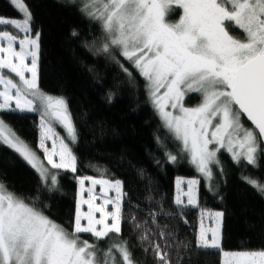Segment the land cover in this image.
I'll return each instance as SVG.
<instances>
[{
	"label": "trees",
	"instance_id": "1",
	"mask_svg": "<svg viewBox=\"0 0 264 264\" xmlns=\"http://www.w3.org/2000/svg\"><path fill=\"white\" fill-rule=\"evenodd\" d=\"M22 1L31 15L30 30L38 35V88L62 96L70 111L76 171L54 170L50 182L0 137V187L87 242L99 261L115 247L124 249L133 264H222L223 253H264V146L259 139L254 165L235 162L220 151L218 168L207 184L161 122L146 80L116 49H103L109 36L100 22L77 1ZM0 18L19 19L20 14L8 0H0ZM0 29L21 36L7 24ZM197 101L191 96L186 104ZM0 120L35 152L37 114L0 111ZM79 177L121 183L117 231L103 238L74 232ZM179 177L197 180L196 206L175 202ZM245 178L257 180L263 189ZM202 211L221 213L219 249L198 244Z\"/></svg>",
	"mask_w": 264,
	"mask_h": 264
},
{
	"label": "rangeland",
	"instance_id": "2",
	"mask_svg": "<svg viewBox=\"0 0 264 264\" xmlns=\"http://www.w3.org/2000/svg\"><path fill=\"white\" fill-rule=\"evenodd\" d=\"M73 1L80 3L89 17L100 22L107 32L109 39L103 49H116L127 65L146 80L161 122L207 184L213 170L218 168L220 151L228 153L235 162L255 164L258 138L252 128L242 123L241 115L231 102L230 84L227 85L225 77L226 69L238 63L230 54L241 46L226 41L219 25L221 18H218L222 11L215 9V0H160L156 5L151 0ZM8 2L19 12L20 18L7 20L16 26L21 36L2 35L4 31L0 29V111L37 114L39 139L33 152L1 120L0 137L42 178L54 182V170L76 171L71 153L76 140L72 118L62 96L49 95L38 88V35L30 30V12L22 0ZM223 4L229 5L226 0L220 2L221 7ZM170 5L183 8L182 22L178 25L183 44L194 45V42L199 43L200 37L205 38L206 45L202 44L201 49L200 44L196 45L194 54L211 62L204 64L215 67L179 64L171 58V53L162 51L159 27L167 21L166 10ZM258 14L260 8L255 16ZM251 21L252 18L248 23ZM5 24L1 22L0 26ZM259 30L260 27L253 29L248 43L243 45L248 47L247 57L260 50V38L256 35ZM191 96H196L198 101L187 105ZM78 180L74 232L103 238L117 231L123 199L121 183H108L94 177ZM245 181L258 190L263 189L257 180L245 178ZM197 187L196 179L176 178L175 202L196 206ZM197 234L200 247L219 249L221 213L200 212ZM0 264L133 263L121 247L96 260L87 242L68 235L0 187ZM222 264H264V253H223Z\"/></svg>",
	"mask_w": 264,
	"mask_h": 264
},
{
	"label": "flooded vegetation",
	"instance_id": "3",
	"mask_svg": "<svg viewBox=\"0 0 264 264\" xmlns=\"http://www.w3.org/2000/svg\"><path fill=\"white\" fill-rule=\"evenodd\" d=\"M159 1L160 0H151V3L156 5ZM220 2L222 3V0H215L214 5L216 6L215 9L222 11L221 14H218V18H221L219 25L227 37L226 41L230 44L241 46L240 50L236 49L230 54L235 57V60H237L238 63L235 64L233 68L226 69L225 71L227 85L228 83L231 85L234 79V72L238 67L244 65L258 54H264V0H226L229 5L223 4V7L220 6ZM259 8L260 14L256 17L255 14L258 12ZM166 11L167 21L159 27L160 38L162 40V51L171 53V58L179 64H200L203 66H211V68L215 67L214 65L204 64V62H211L194 54V49H196L199 44V49H201L202 44L207 41L205 38L200 37L201 40H198L199 43L194 42V45L183 44L181 41V27L178 25L180 21L182 22L183 8L179 5H170L167 6ZM226 14L228 16H226ZM250 18H252V21L251 23H248ZM259 27L260 30L257 31L256 35L260 38V50H258L254 55L247 57L248 47L243 45L248 43L250 32H252L253 29H258ZM166 28L171 29L172 32H168Z\"/></svg>",
	"mask_w": 264,
	"mask_h": 264
},
{
	"label": "water",
	"instance_id": "4",
	"mask_svg": "<svg viewBox=\"0 0 264 264\" xmlns=\"http://www.w3.org/2000/svg\"><path fill=\"white\" fill-rule=\"evenodd\" d=\"M229 95L264 146V54H258L236 69Z\"/></svg>",
	"mask_w": 264,
	"mask_h": 264
},
{
	"label": "crops",
	"instance_id": "5",
	"mask_svg": "<svg viewBox=\"0 0 264 264\" xmlns=\"http://www.w3.org/2000/svg\"><path fill=\"white\" fill-rule=\"evenodd\" d=\"M1 22H3V23H6L7 25H9V26H11L13 29H15L16 31H18L17 30V28H16V26H14V25H12L11 23H10V21L9 20H7V19H0V23ZM20 33V32H19ZM3 34H7V32L5 33V31L2 33V35ZM9 34V33H8ZM7 34V35H8ZM2 38H3V36H2ZM216 249V248H215ZM218 249V248H217Z\"/></svg>",
	"mask_w": 264,
	"mask_h": 264
}]
</instances>
